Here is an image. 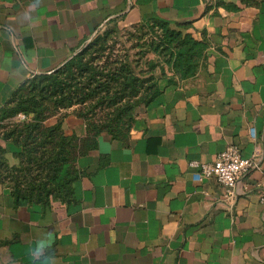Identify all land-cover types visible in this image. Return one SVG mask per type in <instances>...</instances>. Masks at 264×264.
I'll use <instances>...</instances> for the list:
<instances>
[{"label": "crops", "instance_id": "crops-1", "mask_svg": "<svg viewBox=\"0 0 264 264\" xmlns=\"http://www.w3.org/2000/svg\"><path fill=\"white\" fill-rule=\"evenodd\" d=\"M112 21L164 22L206 42L203 62L76 158L66 201L17 205L0 184V264H264V0H0V109ZM74 110L45 124L83 139ZM230 145L257 163L233 200L188 165Z\"/></svg>", "mask_w": 264, "mask_h": 264}, {"label": "trees", "instance_id": "trees-1", "mask_svg": "<svg viewBox=\"0 0 264 264\" xmlns=\"http://www.w3.org/2000/svg\"><path fill=\"white\" fill-rule=\"evenodd\" d=\"M152 23L160 31L159 40L152 43L153 51L163 60L159 74H155L157 63L153 61L146 69L137 70L138 62L128 53L110 60L105 56L109 48L105 33L55 71L27 80L0 109V127L20 113L26 116L0 128V137L7 141L5 148L0 147V184L9 188L17 205L69 199L77 177L75 160L96 147L98 136L127 137L138 110L160 96L158 81L167 72L172 74L170 82L195 75L206 42L172 30L164 22ZM73 107L85 123L83 139L66 136L62 119L45 124Z\"/></svg>", "mask_w": 264, "mask_h": 264}, {"label": "rangeland", "instance_id": "rangeland-1", "mask_svg": "<svg viewBox=\"0 0 264 264\" xmlns=\"http://www.w3.org/2000/svg\"><path fill=\"white\" fill-rule=\"evenodd\" d=\"M105 33H108L109 38L106 44L109 48L106 50L105 56H108L110 60L114 59L116 56H123L128 53L131 59H135L138 62L137 70L146 69L147 63L153 61L157 63L155 74L157 75L161 72V66L163 65L162 57L158 56L152 49V43L158 41L160 38V31L152 22L128 25L120 24L116 21L110 22L102 27V29H100L84 46L95 38L103 36ZM164 68H166V66H164ZM73 108L75 109V107ZM21 115L24 114L20 113L4 121L1 126L9 127L7 125L10 123L13 124L23 121ZM2 127L0 128L3 129Z\"/></svg>", "mask_w": 264, "mask_h": 264}, {"label": "built area", "instance_id": "built-area-1", "mask_svg": "<svg viewBox=\"0 0 264 264\" xmlns=\"http://www.w3.org/2000/svg\"><path fill=\"white\" fill-rule=\"evenodd\" d=\"M21 119H26V116L21 115ZM188 165L193 170L195 181L199 182L207 178L216 179L226 188L227 197L230 200L234 199L233 188L237 182L257 167L253 158L243 157L240 149L234 145L227 146L211 163L190 161ZM261 200L264 202V196Z\"/></svg>", "mask_w": 264, "mask_h": 264}]
</instances>
